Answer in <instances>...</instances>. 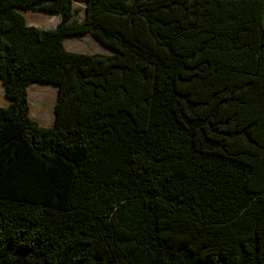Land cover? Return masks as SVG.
Here are the masks:
<instances>
[{"label": "trees", "instance_id": "obj_1", "mask_svg": "<svg viewBox=\"0 0 264 264\" xmlns=\"http://www.w3.org/2000/svg\"><path fill=\"white\" fill-rule=\"evenodd\" d=\"M0 78V264H264V0H0Z\"/></svg>", "mask_w": 264, "mask_h": 264}, {"label": "rangeland", "instance_id": "obj_2", "mask_svg": "<svg viewBox=\"0 0 264 264\" xmlns=\"http://www.w3.org/2000/svg\"><path fill=\"white\" fill-rule=\"evenodd\" d=\"M75 7L81 8V11L77 15V17L80 20H84L85 10L82 7V5L76 4ZM26 18L27 19L29 18L28 21L30 23H33L32 25L45 29L55 28L61 19L59 14L54 12L52 14L50 12L42 11L41 9H38V11L28 12ZM65 42H66L65 44L66 48L74 52H82V53L110 52V50L104 47L102 44H100L92 34H88L81 38L67 39ZM57 96H58V89L55 85L35 84L31 87V91H30L31 115L34 116L43 126H50L55 121L56 103L54 102L57 101ZM42 108L43 109L45 108V110L47 108V113L40 112Z\"/></svg>", "mask_w": 264, "mask_h": 264}, {"label": "crops", "instance_id": "obj_3", "mask_svg": "<svg viewBox=\"0 0 264 264\" xmlns=\"http://www.w3.org/2000/svg\"><path fill=\"white\" fill-rule=\"evenodd\" d=\"M31 11H38V10H28V11H25L24 12V15H26V17H27V13L28 12H31ZM43 11V10H42ZM46 12H50V11H46ZM50 13H52L53 14V12H50ZM55 13V12H54ZM29 19V18H28ZM28 19L26 18V20H27V23L28 24H30V25H32L33 23H30L29 21H28ZM40 26V25H39ZM90 34V33H89ZM88 35V34H87ZM93 35V34H92ZM94 36V35H93ZM94 38L95 39H97L95 36H94ZM98 40V39H97ZM98 42L100 43V44H102L104 47H106V48H108L109 50H110V52L109 53H113V50L111 49V48H109V47H107L106 45H104L103 43H101L99 40H98ZM65 44H66V42H65ZM83 50V49H82ZM101 53H104V52H101ZM33 85H35V84H33ZM33 85H31V86H33ZM41 85H49V84H41ZM31 86H30V88H29V90L31 91ZM56 86V85H55ZM57 87V86H56ZM57 89H58V87H57ZM30 91H29V93H30ZM57 99H58V96H57ZM57 102V101H56ZM55 102V103H56ZM10 103H11V100L6 96V93H5V86H4V84H3V81H2V79L0 78V106H9L10 105ZM55 122V121H54ZM54 124V123H53ZM52 124V125H53ZM51 126V125H50Z\"/></svg>", "mask_w": 264, "mask_h": 264}, {"label": "bare ground", "instance_id": "obj_4", "mask_svg": "<svg viewBox=\"0 0 264 264\" xmlns=\"http://www.w3.org/2000/svg\"><path fill=\"white\" fill-rule=\"evenodd\" d=\"M32 87V86H31ZM52 90V89H51ZM30 91V90H29ZM43 91V90H42ZM44 95V94H43ZM33 96V95H32ZM33 98V97H32ZM55 103V102H54ZM48 108V107H47ZM47 108H46V110H45V108L43 109L42 108V110H40V112H44V113H47ZM34 110V109H33ZM53 111V110H52ZM34 113V112H33ZM41 117V116H40ZM48 117V116H47ZM46 119V118H45ZM49 119V118H48Z\"/></svg>", "mask_w": 264, "mask_h": 264}]
</instances>
